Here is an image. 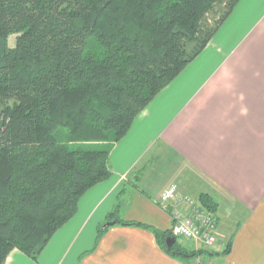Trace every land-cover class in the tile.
Instances as JSON below:
<instances>
[{"label":"trees","instance_id":"16d2710c","mask_svg":"<svg viewBox=\"0 0 264 264\" xmlns=\"http://www.w3.org/2000/svg\"><path fill=\"white\" fill-rule=\"evenodd\" d=\"M239 1L0 0V264L14 249L38 259L80 198L111 177L114 144ZM198 199L216 214L210 194ZM119 213L105 222L150 229L174 258L206 252L177 238L168 248L170 228Z\"/></svg>","mask_w":264,"mask_h":264},{"label":"crops","instance_id":"0c3cea01","mask_svg":"<svg viewBox=\"0 0 264 264\" xmlns=\"http://www.w3.org/2000/svg\"><path fill=\"white\" fill-rule=\"evenodd\" d=\"M110 166L111 177L80 198L37 260L14 249L5 264H264V0L238 2L204 50L114 144ZM184 176L197 178L199 194L218 203L222 232L238 217L229 254L212 247L179 260L150 229L118 223L97 242L118 205L124 220L169 229L172 217L158 203Z\"/></svg>","mask_w":264,"mask_h":264},{"label":"built area","instance_id":"2783aa9c","mask_svg":"<svg viewBox=\"0 0 264 264\" xmlns=\"http://www.w3.org/2000/svg\"><path fill=\"white\" fill-rule=\"evenodd\" d=\"M160 206L171 209V235L179 240L214 247L220 239L217 215L205 207L198 197L181 194L179 185H170L162 194Z\"/></svg>","mask_w":264,"mask_h":264},{"label":"rangeland","instance_id":"374dc122","mask_svg":"<svg viewBox=\"0 0 264 264\" xmlns=\"http://www.w3.org/2000/svg\"><path fill=\"white\" fill-rule=\"evenodd\" d=\"M16 35H11L10 36V44L11 45H14L15 44V40H16ZM150 104V103H149ZM198 179L197 178H193V177H182L180 178V181L178 180V184H179V189H180V192L181 194H188V195H192L194 197H198V194L201 189V187H199V183L197 181ZM200 189V190H199ZM198 190V191H197ZM224 211L229 214V215H236L232 209H229V207L226 205L224 207ZM238 214L240 215L239 211H238ZM241 217V216H240ZM238 217L237 218H233L232 220L230 221H226L224 223V226H226L227 228H225L226 232H222V230H220V239L218 241V243L213 247L215 249H224L227 241L229 240L231 234L234 232L235 230V225H236V221H237ZM105 223V222H104ZM104 223L101 225L103 226ZM181 243H185L187 244L189 247L191 248H195V249H200V248H203V249H206V250H210L211 251V248H206L204 247L202 244H196V243H192L188 240H179ZM197 258V257H195ZM205 259L207 260L208 257L206 256ZM200 262H202V260H200ZM205 264H212V262H209L207 260V262L205 261ZM216 264V263H215Z\"/></svg>","mask_w":264,"mask_h":264},{"label":"water","instance_id":"95a60500","mask_svg":"<svg viewBox=\"0 0 264 264\" xmlns=\"http://www.w3.org/2000/svg\"><path fill=\"white\" fill-rule=\"evenodd\" d=\"M3 127V121L0 120V129ZM114 224V222H105L104 225L102 226L103 229L108 228L110 225ZM176 241L175 237H169L167 239V246L168 248H171L172 244Z\"/></svg>","mask_w":264,"mask_h":264}]
</instances>
